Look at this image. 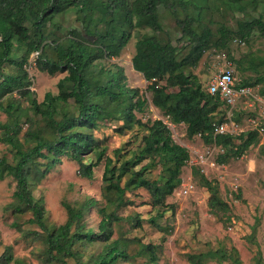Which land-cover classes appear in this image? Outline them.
I'll use <instances>...</instances> for the list:
<instances>
[{
    "label": "trees",
    "instance_id": "trees-1",
    "mask_svg": "<svg viewBox=\"0 0 264 264\" xmlns=\"http://www.w3.org/2000/svg\"><path fill=\"white\" fill-rule=\"evenodd\" d=\"M263 4L264 0H220L214 6L211 0H0V110L7 115L0 121V142L13 150L12 159L0 155V179L12 176L16 181L8 208L16 214L31 212L28 222L41 229L25 230L20 222L12 223L41 238L43 262L70 264L73 258L78 264L83 256L80 247L104 242L85 264H160L163 243L137 237L112 239L114 224L122 220L120 209L134 202L129 193L144 188L149 203L159 209L149 221L159 230L169 231L157 219L174 209L167 197L181 182L190 151L174 139L165 119L143 120L137 115L145 111L148 97L128 84L123 66L104 64L103 59L119 56L134 31L149 29L137 36L132 65L149 82L146 91L152 104L171 123H184L189 138L199 135L205 143L221 148L215 160L226 163L258 145L262 136L252 129L215 133L214 124L228 120L229 106L219 94L207 91L193 68L212 48L228 49L233 41L246 42L256 29L264 34V14L250 15ZM161 9L175 17L181 34L176 44L162 24ZM71 10L76 14L75 23L63 32L59 18ZM214 10L242 17L236 27L220 22L214 28ZM33 53H37L34 66L39 71L65 72L57 82L58 92L47 91L41 101L32 89L34 78L28 69ZM232 58L243 72L236 86L259 87L264 96V56ZM249 70L254 73H244ZM239 116V111H233L234 121H240ZM108 125L121 134L136 126L145 133L136 147L129 140L110 155L108 146L95 134ZM260 152L264 154V144ZM63 157L76 161L80 175L87 178L104 161L105 204L97 210V227L89 222L88 214L101 202L92 196L64 200L65 221L51 225L47 221L43 198L35 196L34 188ZM158 168V175L152 176ZM200 171L199 166L193 167L199 184L210 193L209 211L224 222L231 220L230 204L219 185ZM128 220L137 227L143 219L135 215ZM130 242L138 245L132 252ZM137 257L144 260L136 261ZM187 260L188 264H241L234 246L189 252ZM11 263L33 264L15 256L13 246L6 245L0 264Z\"/></svg>",
    "mask_w": 264,
    "mask_h": 264
},
{
    "label": "rangeland",
    "instance_id": "rangeland-1",
    "mask_svg": "<svg viewBox=\"0 0 264 264\" xmlns=\"http://www.w3.org/2000/svg\"><path fill=\"white\" fill-rule=\"evenodd\" d=\"M200 3L206 4V1ZM218 3L220 0H211L212 6ZM161 10L162 24L171 33L173 42L176 44L177 37L181 34L175 25V17L171 11ZM261 14H264V4L250 13L252 17H258ZM213 16L214 28L220 22H226L236 27L237 20L242 17V14L214 10ZM75 17L74 10H71L59 18L63 24V32L75 23ZM146 31L150 30L134 31V36L123 48L121 54L103 59V62L107 65L116 63L124 67L128 84L131 87H139L148 97V105L145 111L137 112V115L143 120L148 118L165 119L171 127L174 139L188 147L190 159L183 167L181 182L176 186L174 192L167 197V202L170 205H175L174 209L167 210L163 217L157 219L158 222L166 225L169 231H161L149 221L151 216L157 215L159 209L149 203V193L144 188H140L129 193V196L134 200L133 204L120 209L119 214L122 220L114 224L112 239L137 237L143 242L163 243L164 248L160 256V264H188L187 253L189 252H199L217 247L231 249L233 246L238 250L241 264H264V154L260 152L264 138L261 137L260 143L251 147L241 157L232 158L221 164L215 160L217 154L222 151L221 148L214 143H205L199 135L189 138L184 123L174 124L168 121L151 102V94L146 91L149 82L132 65L137 36ZM157 33L164 36L160 32ZM36 55L37 53L31 55L28 69L34 78L32 89L35 91V96L41 101L47 91L58 92L57 82L65 75V72H57L51 75L39 71L34 66ZM245 55L264 56V34L261 31L254 30L246 42L233 41L228 49H210L193 70L199 76L203 86L207 88L211 78L221 70L226 69L229 64L233 65L237 78L242 77L243 72L239 70L232 56L237 59ZM244 73L253 74L254 72L249 70ZM252 89L255 94L262 95L258 91L259 87ZM249 103V98L241 97L237 104L232 107L233 111L240 112V121L236 120L239 133L250 129L248 117L252 107ZM24 104L27 105V101H24ZM6 119L7 115L0 110V121L4 122ZM26 126L27 124H25V128ZM144 133L145 130L138 126L123 134L116 132L113 125L101 127L95 131V134L103 139L104 144L108 146L107 154L110 155H113L114 148L124 145L129 140H132V147H136L141 142ZM202 154L206 157L204 163L199 161V156ZM0 155H6L12 159L13 150L8 144L0 142ZM198 166L208 178L219 185L222 197L230 204L231 220L224 222L219 216L209 211L207 202L210 193L206 187L199 184L198 177L193 174V167ZM103 170L104 161L94 168L92 178L83 177L79 173L78 163L68 157H63L62 162L58 163L34 188L35 196L43 198L48 223L50 225L60 224L65 221L67 212L63 205L64 200L75 201L82 200L86 196H92L101 202L93 209L92 213L88 214L89 222L97 227L100 220L97 210L105 204L102 195ZM159 171V168L155 169L152 176L156 177ZM190 181L194 183L195 187L185 194L181 188L183 184ZM15 188L16 181L12 176L0 179V254L6 245H12L15 256L22 257L33 264H46L40 256L44 245L41 238L35 237L32 233L18 230L12 225L13 221H18L25 230H41L38 225L28 222V218L32 217L31 212L16 214L8 208V204L13 200ZM238 195L239 197H237ZM135 215H139L143 219L141 226L134 227L128 220V216ZM103 245L104 242H95L94 245L86 249L78 246L83 253L81 262L78 264H85L93 253L102 249ZM137 247L136 242H130V252ZM135 260L143 261L144 259L137 257ZM228 262L230 263V260L225 263ZM69 263L77 264V260L71 258ZM51 264L61 263L54 262ZM206 264L221 263L209 261ZM231 264L236 263L231 262Z\"/></svg>",
    "mask_w": 264,
    "mask_h": 264
},
{
    "label": "built area",
    "instance_id": "built-area-1",
    "mask_svg": "<svg viewBox=\"0 0 264 264\" xmlns=\"http://www.w3.org/2000/svg\"><path fill=\"white\" fill-rule=\"evenodd\" d=\"M244 42V41H242ZM237 76L232 64H229L226 69L215 74L207 84V91L212 94H219L221 99L230 107L228 109V120L214 124L215 133H239L237 123L233 120L232 107L237 104L241 97L249 98V105L252 107L248 121L250 129L257 130L262 138H264V96L257 95L251 87H237ZM205 156H199V161L204 163ZM214 165V163H213ZM195 187L193 182L183 184L181 190L187 194Z\"/></svg>",
    "mask_w": 264,
    "mask_h": 264
}]
</instances>
